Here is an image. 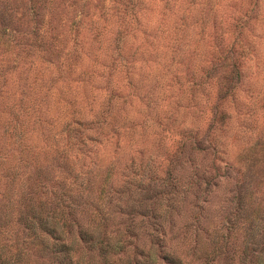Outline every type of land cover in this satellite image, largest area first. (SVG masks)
Segmentation results:
<instances>
[{
    "label": "rangeland",
    "instance_id": "374dc122",
    "mask_svg": "<svg viewBox=\"0 0 264 264\" xmlns=\"http://www.w3.org/2000/svg\"><path fill=\"white\" fill-rule=\"evenodd\" d=\"M2 30L1 215L41 182L106 217L90 264H264V0H0Z\"/></svg>",
    "mask_w": 264,
    "mask_h": 264
},
{
    "label": "trees",
    "instance_id": "16d2710c",
    "mask_svg": "<svg viewBox=\"0 0 264 264\" xmlns=\"http://www.w3.org/2000/svg\"><path fill=\"white\" fill-rule=\"evenodd\" d=\"M0 36L7 38L6 31H0ZM38 189L41 200L36 206L26 195L17 204L14 218L7 215V205L6 213L0 212V264H90V257L77 253L80 246L87 252L95 250L98 258L106 259V217H99L96 224L89 220L83 225L82 219L76 218L78 214L82 216V211L76 203L68 200L64 203V192L41 182ZM6 198L4 195L1 202ZM150 228L152 234H157L165 225L161 221ZM113 245L117 252H125L124 246Z\"/></svg>",
    "mask_w": 264,
    "mask_h": 264
}]
</instances>
